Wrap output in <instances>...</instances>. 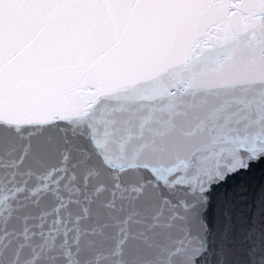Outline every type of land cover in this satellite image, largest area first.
Listing matches in <instances>:
<instances>
[{
  "label": "snow or ice",
  "instance_id": "snow-or-ice-1",
  "mask_svg": "<svg viewBox=\"0 0 264 264\" xmlns=\"http://www.w3.org/2000/svg\"><path fill=\"white\" fill-rule=\"evenodd\" d=\"M0 264H264V0H0Z\"/></svg>",
  "mask_w": 264,
  "mask_h": 264
}]
</instances>
